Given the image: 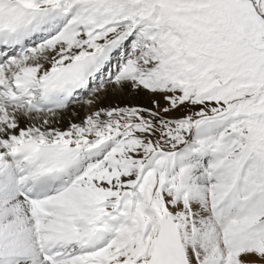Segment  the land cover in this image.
Instances as JSON below:
<instances>
[{
  "label": "snow or ice",
  "instance_id": "obj_1",
  "mask_svg": "<svg viewBox=\"0 0 264 264\" xmlns=\"http://www.w3.org/2000/svg\"><path fill=\"white\" fill-rule=\"evenodd\" d=\"M0 264H264V0H0Z\"/></svg>",
  "mask_w": 264,
  "mask_h": 264
},
{
  "label": "bare ground",
  "instance_id": "obj_2",
  "mask_svg": "<svg viewBox=\"0 0 264 264\" xmlns=\"http://www.w3.org/2000/svg\"><path fill=\"white\" fill-rule=\"evenodd\" d=\"M140 102H143V100H141ZM80 116H83V111H81ZM69 124V118L65 117V119L62 121V123L59 125L62 128H67Z\"/></svg>",
  "mask_w": 264,
  "mask_h": 264
}]
</instances>
